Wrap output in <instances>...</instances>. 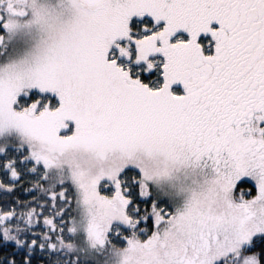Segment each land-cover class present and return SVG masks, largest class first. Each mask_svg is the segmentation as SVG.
Listing matches in <instances>:
<instances>
[{
	"label": "snow or ice",
	"instance_id": "obj_1",
	"mask_svg": "<svg viewBox=\"0 0 264 264\" xmlns=\"http://www.w3.org/2000/svg\"><path fill=\"white\" fill-rule=\"evenodd\" d=\"M0 264H264V0H0Z\"/></svg>",
	"mask_w": 264,
	"mask_h": 264
}]
</instances>
